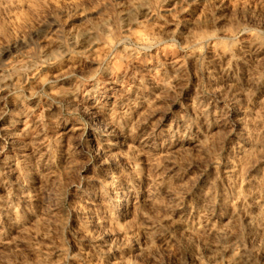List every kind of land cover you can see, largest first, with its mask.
Instances as JSON below:
<instances>
[{"label":"rangeland","instance_id":"1","mask_svg":"<svg viewBox=\"0 0 264 264\" xmlns=\"http://www.w3.org/2000/svg\"><path fill=\"white\" fill-rule=\"evenodd\" d=\"M0 264H264V0H0Z\"/></svg>","mask_w":264,"mask_h":264},{"label":"bare ground","instance_id":"2","mask_svg":"<svg viewBox=\"0 0 264 264\" xmlns=\"http://www.w3.org/2000/svg\"><path fill=\"white\" fill-rule=\"evenodd\" d=\"M139 7L140 6L138 5V3H134V4H132L130 6L129 10H127V11H132L133 12L136 9H138ZM79 34H82V33L78 32V33L74 34V36H78ZM208 77H209V80L211 81V84H213V85H211V90H212L211 96L212 97H211V100L209 101V104H207V105L200 104L199 105V112H200L199 114L200 115H204L208 111H210V109L213 107L212 104L220 103V102H223V101L228 100V99L230 101L232 100L233 103H234L235 99H236L235 90L233 88H226V86H225L226 85V83H225L226 79H225V77L223 75L218 73V71H216L214 69H211L209 71ZM229 112H230L229 113L230 116H235L236 109L234 107V104L231 107ZM90 115H91L92 119L99 118V115L96 112H92ZM125 127L126 126H122L121 124L109 123V126L107 128H93L92 130L93 131L100 130L101 131V139L103 140V142H105V144H107V145H111L112 144V139H113L112 136H116L118 134L122 135V134L119 133L120 132V128H125ZM246 133H247L246 132V128L244 127L243 128V136ZM85 137H88V134H86ZM91 141L89 140V142H91ZM122 141H123V138H119V139H117V141L115 143H121Z\"/></svg>","mask_w":264,"mask_h":264}]
</instances>
